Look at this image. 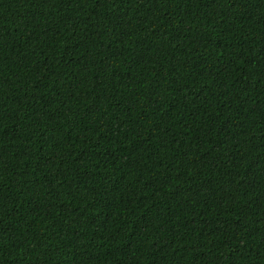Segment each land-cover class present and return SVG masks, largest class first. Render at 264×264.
<instances>
[{"label": "trees", "instance_id": "1", "mask_svg": "<svg viewBox=\"0 0 264 264\" xmlns=\"http://www.w3.org/2000/svg\"><path fill=\"white\" fill-rule=\"evenodd\" d=\"M0 264H264V0H0Z\"/></svg>", "mask_w": 264, "mask_h": 264}]
</instances>
